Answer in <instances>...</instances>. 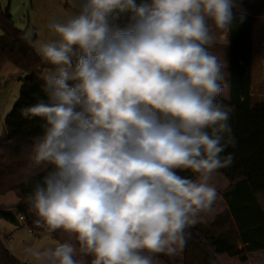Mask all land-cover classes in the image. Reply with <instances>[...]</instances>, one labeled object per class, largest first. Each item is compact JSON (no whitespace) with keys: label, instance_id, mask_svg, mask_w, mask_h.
<instances>
[{"label":"clouds","instance_id":"9594fccd","mask_svg":"<svg viewBox=\"0 0 264 264\" xmlns=\"http://www.w3.org/2000/svg\"><path fill=\"white\" fill-rule=\"evenodd\" d=\"M238 7L81 0L77 14L49 22L56 39L24 37L52 66L45 99L22 109L43 121L33 165L51 166L28 201L38 228L70 238L25 248L35 264H156L183 251L221 199L215 173L234 160L221 155L237 143L233 108L217 99L226 62L210 49Z\"/></svg>","mask_w":264,"mask_h":264},{"label":"trees","instance_id":"16d2710c","mask_svg":"<svg viewBox=\"0 0 264 264\" xmlns=\"http://www.w3.org/2000/svg\"><path fill=\"white\" fill-rule=\"evenodd\" d=\"M233 12L234 20L227 33L228 99L217 98L233 108L229 124L237 140L221 154L231 153L232 165L217 170L230 183L219 192L228 211L213 222L188 230L182 261L171 262L159 254L157 259L166 264H220V254L246 263L248 254L264 250V95L254 92L255 87L264 90V82L257 85L253 75L254 24L256 18L264 17V0H239ZM0 30V70L11 64L24 74L0 136V196L13 192L19 201L14 206H0V219L34 234H46L49 232L35 225L37 217L28 201L35 184L51 169L50 165L36 167L31 159L34 142L42 135L43 121L26 118L22 109L45 99L40 74L49 64L24 39L25 32L16 28L8 7L1 1ZM179 175L196 179L190 170L179 171ZM0 264H25L10 253L1 238Z\"/></svg>","mask_w":264,"mask_h":264},{"label":"rangeland","instance_id":"374dc122","mask_svg":"<svg viewBox=\"0 0 264 264\" xmlns=\"http://www.w3.org/2000/svg\"><path fill=\"white\" fill-rule=\"evenodd\" d=\"M4 7H8L9 12L13 18L16 28L25 32L28 40H53L56 39L55 33H53L47 26L51 21H66L71 16L75 15L79 11V4L81 0H0ZM215 32V29H213ZM3 35L0 30V36ZM227 37V36H226ZM220 40L226 41L222 34L217 33V43L220 44ZM254 58H253V75L254 78H262L264 76V65H261L264 60V17L255 19L254 35ZM36 53L39 54L38 48L34 47ZM48 67V68H47ZM44 68L40 74V77L44 79V76L52 70V66L48 65ZM24 74L11 64H6L0 70V136L2 134L3 121L6 115L11 111L14 104V100L17 99L21 78ZM254 92L264 95V90L254 88ZM18 202L17 196L13 192H9L6 195L0 196V206H13ZM217 206L214 210L206 215H211L214 211H217ZM219 209V208H218ZM207 217V216H206ZM210 218V217H208ZM28 230L27 228H24ZM13 226L0 219V238L7 248L15 253L20 261L23 259L28 261L29 264H35L33 258L26 254L25 248L33 246V238L29 231H24L18 238L11 241L5 238L6 234L12 232ZM20 231L14 234L17 235ZM42 243V242H41ZM40 243V244H41ZM37 248H42L40 245ZM44 244V243H42ZM36 247V246H35ZM257 253L251 256L250 264H264V257L259 258ZM218 260V259H217ZM179 262V261H178ZM219 262V261H218ZM229 264H243L236 258H230Z\"/></svg>","mask_w":264,"mask_h":264},{"label":"crops","instance_id":"0c3cea01","mask_svg":"<svg viewBox=\"0 0 264 264\" xmlns=\"http://www.w3.org/2000/svg\"><path fill=\"white\" fill-rule=\"evenodd\" d=\"M219 42H220V44L215 45L213 48L210 49V51L213 54L219 56L221 58V60H224L226 62L225 72L227 74V70H228V60H229L228 59L229 58L228 49H227V44H228L227 37H226V41L220 40ZM261 65H264V60L262 61ZM226 78H227V75H226ZM255 81H256L257 85L258 84H261L262 82H264V76L262 78L255 79ZM220 98L225 99V100L228 99V88L225 89L224 95L222 97H220ZM15 101H16V99L14 100V102ZM212 183L217 188L218 192H220L222 190H226L229 187V185H230L228 179L226 177H224L222 174L217 173V172L215 173V175L213 177ZM18 201H19V199H18ZM216 206L219 208V209L216 208L217 211H214L211 215H203V219L200 222H198L196 225L201 224V223H205V222H213L214 219L216 218V216H218V215H220V214L225 213V212L228 211V206H227L226 202L222 199V197L214 205V207H216ZM208 217H210V218H208ZM196 225H194V226H196ZM12 226H13V230H11L12 232H10L9 234H6V236H5V238H7V240L11 239V242L10 243H12L15 240V237L18 238V236L20 234L22 235L24 231H29L30 235H32V238H33L32 245L33 246H36V247H38L41 242L44 243V244H42V243L40 244V245H43V247L44 246H55V244H57L59 242H63L65 240H69L70 239L62 231H57V232H52V233H46V234H34L29 229L28 230L24 229V227H17V226H14V225H12ZM18 231H20V232L17 235L14 236V234L16 232H18ZM72 242H75V241L73 240ZM5 247H6V245H5ZM7 249L10 251L9 248H7ZM184 250H185V248L183 249L182 252H180L179 254H177L175 256H168V255H165V256L171 262H178V261L180 262V261L183 260ZM10 253L15 258L18 259L17 255L15 253H13L12 251H10ZM254 253H257L255 255H257L259 258H263L264 257V250L263 251L253 252V253L248 254V261L246 263H243V264H250L251 256ZM230 258H232V257H229L226 254H220V255L217 256V259H218V261H219L220 264H229L228 262L230 261ZM93 259H94V257H92V256L83 257L84 264H91V261ZM20 262L25 263V264H29V263H27L28 261H25L24 259L22 261H20ZM156 264H166V263L164 261L160 260V259H157L156 260Z\"/></svg>","mask_w":264,"mask_h":264},{"label":"built area","instance_id":"2783aa9c","mask_svg":"<svg viewBox=\"0 0 264 264\" xmlns=\"http://www.w3.org/2000/svg\"><path fill=\"white\" fill-rule=\"evenodd\" d=\"M9 241H11V239H9Z\"/></svg>","mask_w":264,"mask_h":264}]
</instances>
